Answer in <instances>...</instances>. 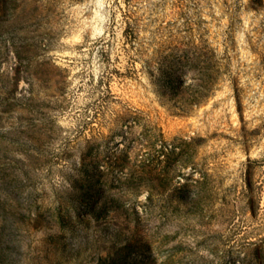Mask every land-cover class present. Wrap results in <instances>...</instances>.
<instances>
[{
    "label": "rangeland",
    "instance_id": "rangeland-1",
    "mask_svg": "<svg viewBox=\"0 0 264 264\" xmlns=\"http://www.w3.org/2000/svg\"><path fill=\"white\" fill-rule=\"evenodd\" d=\"M3 264H264V0H0Z\"/></svg>",
    "mask_w": 264,
    "mask_h": 264
},
{
    "label": "trees",
    "instance_id": "trees-1",
    "mask_svg": "<svg viewBox=\"0 0 264 264\" xmlns=\"http://www.w3.org/2000/svg\"><path fill=\"white\" fill-rule=\"evenodd\" d=\"M2 256H3V248H1V245H0V264H3Z\"/></svg>",
    "mask_w": 264,
    "mask_h": 264
}]
</instances>
